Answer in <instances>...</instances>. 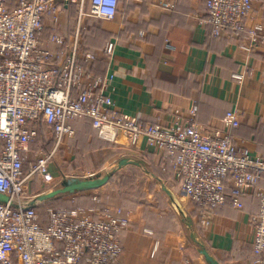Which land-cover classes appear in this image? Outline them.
I'll use <instances>...</instances> for the list:
<instances>
[{"label":"built area","instance_id":"1","mask_svg":"<svg viewBox=\"0 0 264 264\" xmlns=\"http://www.w3.org/2000/svg\"><path fill=\"white\" fill-rule=\"evenodd\" d=\"M72 4L77 8L72 38L52 32L42 42L45 18L55 28L57 6ZM117 7L118 0H0V192L10 198L0 203V264H117L126 218L99 212L93 217L87 211L94 209L81 206L47 205L40 212L29 192L36 180L54 182L50 163L74 136L76 118L90 120L103 140L124 137L154 149L171 164L180 193L196 206L204 226L227 196L242 208V197L254 189L259 205L250 216L253 251L263 254L264 184L256 185L264 178V157L231 141L229 130L239 126L240 112L226 113L221 134L197 122L195 104L186 115L176 110L170 122L141 120L119 113L105 93L106 78L90 69L95 54L82 47L81 19H112ZM252 10L253 0H206V22L215 36L243 32L240 46L252 52L264 44V23L246 24ZM114 48L110 40L103 51L110 55ZM233 77L240 80L243 73ZM39 122L51 132L49 150L37 141Z\"/></svg>","mask_w":264,"mask_h":264},{"label":"crops","instance_id":"2","mask_svg":"<svg viewBox=\"0 0 264 264\" xmlns=\"http://www.w3.org/2000/svg\"><path fill=\"white\" fill-rule=\"evenodd\" d=\"M57 7L59 23L53 28L50 18H45L39 33L42 42L50 30L72 38L77 16L72 18L70 5ZM206 18V0H119L112 19L95 20L108 37L94 46L91 70L106 78L105 93L115 109L141 120L170 122L176 110L186 115L195 104L197 122L221 134L226 113L236 109L240 124L229 130L231 141L264 157V44L248 52L240 46L243 32L226 31L214 37ZM256 23H264V0H253L246 19L248 26ZM110 40L115 48L109 55L103 48ZM234 73H243L242 79L234 78ZM82 123L73 121L74 135L85 148L93 147L99 137L90 124L86 129ZM104 141L108 150L120 151L117 161L140 160L134 166L146 167L153 184L142 188L153 195L144 199L104 191L69 200L70 208L94 209L87 211L93 217L99 212L127 219L117 264H210L203 247L217 264H264V253L253 251L255 229L250 216L259 205L254 189L242 197V208L234 207L227 196L204 226L196 206L179 192L171 164L162 166L155 150L129 144L124 137ZM50 170L61 182L59 166L51 164ZM263 184L262 177L256 187ZM45 186L36 180L29 192L35 197L48 191ZM57 196L39 203L46 207ZM86 199L88 205L80 204Z\"/></svg>","mask_w":264,"mask_h":264},{"label":"rangeland","instance_id":"3","mask_svg":"<svg viewBox=\"0 0 264 264\" xmlns=\"http://www.w3.org/2000/svg\"><path fill=\"white\" fill-rule=\"evenodd\" d=\"M86 8V7H85ZM87 9V8H86ZM86 19L95 18L91 16H86ZM81 19V24L85 27V20ZM95 20H102L99 18H95ZM77 21V19H76ZM43 131V150H47L49 147L53 146V140L51 138V132L45 126L42 127ZM52 144V145H51ZM51 145V146H50ZM99 145V146H98ZM87 147V146H86ZM122 152V150H121ZM120 151L111 148H105L103 143H98L88 148L79 144L76 139V136L67 137L64 140V144L61 145L54 158L52 159L51 164H57L59 166V171L62 173L63 178H68L71 176H78V177H90L94 174L104 175L107 172H110L112 169L117 167V159L120 155ZM146 167H138L134 165H125L122 168L117 169L114 173H112L111 178L109 181L104 184L103 186L97 189H91L87 191H83L81 194L84 195H67L61 194L57 196L58 200H52L49 205L52 206H61V207H68L71 205L69 200L74 196H87L88 194H103L105 192H114L120 196H128L129 198H149L153 196L151 194H147L145 190L142 188L146 187L149 182V186L151 187L153 184L150 182L148 175L145 173ZM146 170H150L148 167ZM55 178L54 182L46 185L43 187L45 190H52L60 185V181H57ZM180 192V189H179ZM156 197V196H155ZM154 197V198H155ZM153 198V199H154ZM90 199H86L81 201L80 204L88 205ZM45 205L40 204L38 206V211L43 212Z\"/></svg>","mask_w":264,"mask_h":264},{"label":"water","instance_id":"4","mask_svg":"<svg viewBox=\"0 0 264 264\" xmlns=\"http://www.w3.org/2000/svg\"><path fill=\"white\" fill-rule=\"evenodd\" d=\"M140 160L131 159L128 157H122L117 161V167L112 169L110 172L105 173L104 175L94 174L90 177H78L71 176L68 178H63L60 182V185L50 191L41 193L35 196L34 201H42L46 199L53 198L59 194H72L75 192H80L84 190L96 189L104 184H106L117 169L122 168L127 164L139 165ZM10 198L8 195L0 192V203L9 202ZM188 223L191 222L188 220ZM201 244L200 242H198ZM202 246V245H201ZM203 252L210 264H217L213 259L208 255L206 249L203 247Z\"/></svg>","mask_w":264,"mask_h":264},{"label":"trees","instance_id":"5","mask_svg":"<svg viewBox=\"0 0 264 264\" xmlns=\"http://www.w3.org/2000/svg\"><path fill=\"white\" fill-rule=\"evenodd\" d=\"M119 1V0H118ZM71 8H70V14H72V18L75 17V15L77 16V8L75 5H70ZM117 10H118V7H117ZM117 13V12H116ZM87 17H84L83 19H86ZM85 28L82 30V33H81V39L83 40L84 43L81 42L82 44V47L85 50H89V51H94V46H100L101 43L105 40H107V32L105 30H102L100 28V26H98L97 22L95 21V18H89V19H86L85 22ZM210 25V24H209ZM210 29H211V33H212V26L210 25ZM51 33V30L49 32H47V35L49 36ZM214 37H217L214 35ZM106 42V41H105ZM103 42V43H105ZM93 63H91L89 65L90 69H93V66H92ZM96 74V73H95ZM98 75V74H97ZM197 112V111H196ZM197 116V115H196ZM75 120H79L81 122H83V126L84 128L90 124L91 127L93 128L90 120L88 119H81V118H76ZM74 119L72 120V124H73V121H75ZM196 120H197V117H196ZM151 122H155V121H151ZM45 126L47 129H49L45 124H43L42 122H39L37 124V128H38V136H37V141H41L43 140V133L46 131H43L42 127ZM86 129H88V127H86ZM95 131L96 129L93 128ZM96 134H97V131H96ZM99 139V143H103L105 142L104 140H102L101 138H98ZM98 143V141H95ZM52 145V144H51ZM50 145V146H51ZM52 147H49L47 150L51 149ZM154 150V149H153ZM160 164L163 166V165H166L167 164H170L169 162H166V163H163V161L160 160ZM227 192H229V190H227ZM247 194V193H246ZM245 194V195H246ZM56 207V206H55ZM58 207H61V206H58Z\"/></svg>","mask_w":264,"mask_h":264}]
</instances>
